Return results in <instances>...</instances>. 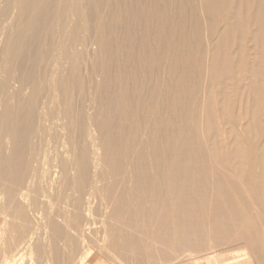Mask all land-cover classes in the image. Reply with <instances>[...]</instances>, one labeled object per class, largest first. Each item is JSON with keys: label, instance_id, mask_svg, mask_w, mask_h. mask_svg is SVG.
I'll list each match as a JSON object with an SVG mask.
<instances>
[{"label": "bare ground", "instance_id": "1", "mask_svg": "<svg viewBox=\"0 0 264 264\" xmlns=\"http://www.w3.org/2000/svg\"><path fill=\"white\" fill-rule=\"evenodd\" d=\"M0 235L1 264H264V0H0Z\"/></svg>", "mask_w": 264, "mask_h": 264}, {"label": "rangeland", "instance_id": "2", "mask_svg": "<svg viewBox=\"0 0 264 264\" xmlns=\"http://www.w3.org/2000/svg\"><path fill=\"white\" fill-rule=\"evenodd\" d=\"M102 60H104L105 61V59H102ZM103 61V62H104ZM115 63L113 62L112 63V66L113 67H115ZM133 68V67H132ZM112 81H109V87L110 88H112L113 86L115 87V85H113L112 86ZM114 84V83H113ZM114 87L110 90V92L114 89ZM108 111V112H107ZM107 112V113H106ZM105 114V115H104ZM104 115V116H103ZM107 117V118H106ZM98 120H101V121H105V122H111L112 123V121H113V111H111V110H106L105 111V113L103 112L102 114H101V116L99 115V118H97ZM107 120V121H106ZM139 148H141V149H143V146L141 147V146H138ZM138 147H134V149H133V152H132V154H131V156L129 157V159L126 161V162H124L123 164H125V166L126 167H131V165H132V163H134L136 160H137V157H138V154L140 153V150L141 149H139ZM112 152V153H111ZM111 153V154H110ZM109 154V155H108ZM114 154V155H113ZM116 155V151L114 150V149H108L107 151H106V153H105V155L104 156H108L107 158H104V156H103V161H104V163H105V166H104V173H105V175H106V177H107V179H106V185L109 187V188H113V187H115L114 188V190H117L118 189V186H117V179H119V182L122 180V175H119V176H117L116 177V175H112L111 173V168H112V164H113V162H116V159H117V157L115 156ZM115 156V157H114ZM112 157H114V159L112 158ZM112 158V159H111ZM109 161H108V160ZM133 159V160H132ZM115 160V161H114ZM149 161H150V163H149ZM132 162V163H131ZM131 165H130V164ZM146 169H150V170H147L149 173H151L152 172V170H153V162H152V160L150 159V160H148L147 162H146ZM107 170H109L108 172H107ZM111 176V180L109 179V177ZM121 177V178H120ZM114 178V179H113ZM117 178V179H116ZM109 181V182H108ZM114 183V184H113ZM113 185V186H112ZM117 187V188H116ZM113 190V189H112ZM211 194H209L208 195V197L210 196ZM211 198H212V196H211ZM208 200H207V203L209 204V202H210V204L211 205H209V208H208V204L206 203V205L201 209H199L200 211H198V214H200L201 216H203V217H205V218H207V220H208V223H211V225L212 224H214L215 223V221H216V216H215V213H213V205H212V201L211 200H213L214 199V197L211 199V200H209L210 199V197L209 198H207ZM210 206H211V209H210ZM207 208L209 209V212L207 211ZM253 209H251V210H247V216L248 217H252V216H254V214H256V212L254 211ZM200 212V213H199ZM202 212V213H201ZM208 212V213H207ZM210 213H211V215H210ZM208 217H207V216ZM211 216V217H210ZM1 236V235H0ZM1 239H2V237H1ZM2 242V241H1ZM97 244H96V242H93L92 244H90V251L91 252H93L92 253V256L90 257V258H88V260H86L85 262H84V264H111V262H113V261H110V259L111 260H114L113 259V253H110V255H103V254H99L98 253V250H97V246H96ZM0 250L3 248V242L2 243H0ZM87 252V251H86ZM79 253H82V251H80ZM2 254H3V249L0 251V258H2L3 259V257H2ZM83 254V253H82ZM82 257V255L80 254L79 256H77L75 259H73V260H78L79 258L78 257ZM106 256V257H105ZM109 256V257H108ZM222 257L223 258H227L226 256H224V255H222ZM2 259L0 260V261H2ZM109 259V260H108ZM108 261H110V262H108ZM117 261V260H116ZM204 260L203 259H200L198 262H203ZM102 262V263H101ZM105 262V263H104ZM2 262H0V264H1ZM114 263V262H113ZM182 264H185V262H183Z\"/></svg>", "mask_w": 264, "mask_h": 264}]
</instances>
